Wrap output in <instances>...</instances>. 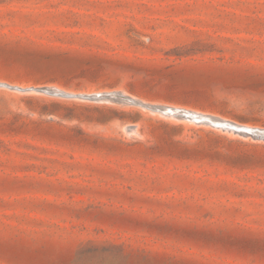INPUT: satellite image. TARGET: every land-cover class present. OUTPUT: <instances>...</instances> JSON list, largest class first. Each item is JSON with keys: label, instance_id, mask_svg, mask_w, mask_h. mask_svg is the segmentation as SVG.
<instances>
[{"label": "rangeland", "instance_id": "obj_1", "mask_svg": "<svg viewBox=\"0 0 264 264\" xmlns=\"http://www.w3.org/2000/svg\"><path fill=\"white\" fill-rule=\"evenodd\" d=\"M193 114L264 129V0H0V264H264V139Z\"/></svg>", "mask_w": 264, "mask_h": 264}, {"label": "bare ground", "instance_id": "obj_2", "mask_svg": "<svg viewBox=\"0 0 264 264\" xmlns=\"http://www.w3.org/2000/svg\"><path fill=\"white\" fill-rule=\"evenodd\" d=\"M46 90L57 91V90H53V89H46ZM64 94H66V93H64ZM163 111H164V109H163ZM192 116H194L193 118H196L198 121H201V122H207V123H211V124H214V125H217V126H224V127L229 128L231 130L235 129V130H237L239 132H249V133H252V134H255V135H258V136H264V129L245 128L243 126L241 127L239 125L232 124V123H229V122H225L223 120H220V119H217V118H214V117H208V116H203V115H195V114H193Z\"/></svg>", "mask_w": 264, "mask_h": 264}, {"label": "water", "instance_id": "obj_3", "mask_svg": "<svg viewBox=\"0 0 264 264\" xmlns=\"http://www.w3.org/2000/svg\"><path fill=\"white\" fill-rule=\"evenodd\" d=\"M37 91L42 92V93L51 94V95H59V96H63V97H72L71 95L64 94L63 92H59V91H51V90H46V89H38ZM232 131H234L237 134L243 135V136L244 135L245 136L248 135V136H251V137H254V138H258V139H264V136H258V135H255V134H252V133H249V132H239V131H237L235 129H232Z\"/></svg>", "mask_w": 264, "mask_h": 264}]
</instances>
